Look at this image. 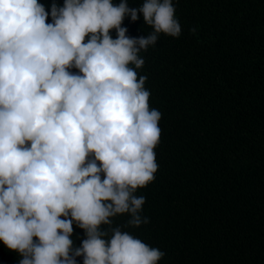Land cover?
<instances>
[{
  "label": "clouds",
  "instance_id": "1",
  "mask_svg": "<svg viewBox=\"0 0 264 264\" xmlns=\"http://www.w3.org/2000/svg\"><path fill=\"white\" fill-rule=\"evenodd\" d=\"M140 15L153 32L127 36L125 17ZM161 33L181 34L172 0H64L50 11L0 0V243L18 264H158L165 255L113 226L124 214L123 227L149 223L135 193L158 170L161 113L137 69ZM73 225L85 236L79 247Z\"/></svg>",
  "mask_w": 264,
  "mask_h": 264
},
{
  "label": "trees",
  "instance_id": "2",
  "mask_svg": "<svg viewBox=\"0 0 264 264\" xmlns=\"http://www.w3.org/2000/svg\"><path fill=\"white\" fill-rule=\"evenodd\" d=\"M38 2L50 11L64 0ZM172 2L180 36L161 33L137 69L161 113L158 170L135 193L149 223L123 227L124 214L113 226L164 252L158 264H264V0ZM122 27L153 32L142 15ZM73 228L79 247L85 236ZM20 258L0 243V264Z\"/></svg>",
  "mask_w": 264,
  "mask_h": 264
}]
</instances>
